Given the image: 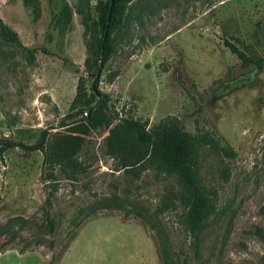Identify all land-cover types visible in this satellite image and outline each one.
<instances>
[{"label":"rangeland","instance_id":"1","mask_svg":"<svg viewBox=\"0 0 264 264\" xmlns=\"http://www.w3.org/2000/svg\"><path fill=\"white\" fill-rule=\"evenodd\" d=\"M95 2L0 0V18L21 41L0 37V139L31 145L43 132L55 151L64 134H80L70 122L80 115H68L95 105L85 106L78 92L81 81L88 92L92 71L87 17L96 16ZM131 6L99 88L118 116L151 125L173 114L188 131H207L235 151L204 147L199 156L222 212L206 221L196 256L177 178L152 167L116 169L100 127L84 134L78 156L85 168L73 178L58 165L49 168L40 149L1 148L0 264H162L145 218L158 223L178 264H264V63L242 66L226 44L264 57V0H133ZM112 71L118 75L109 82ZM89 205L95 213L66 245L64 223ZM46 210L52 233L34 223ZM16 215L26 225L8 223Z\"/></svg>","mask_w":264,"mask_h":264},{"label":"trees","instance_id":"2","mask_svg":"<svg viewBox=\"0 0 264 264\" xmlns=\"http://www.w3.org/2000/svg\"><path fill=\"white\" fill-rule=\"evenodd\" d=\"M133 0H96V16L92 17L91 29L94 38V56L91 61L92 71L88 79L87 89L83 81L80 82L78 92L83 96V104L89 106L95 101L93 108L89 110L79 109L68 116L73 118L79 114L73 131L80 134L66 133L61 138L58 148L53 151L51 146L44 142L45 133L39 140L30 144L15 141L10 138L0 139L1 148L20 145L25 149H40L43 152V162L49 168L58 165L69 178L84 170L83 162L79 159V151L84 145V134L90 132L91 128L100 127L103 132L105 151L115 163L116 169H144L156 168L158 171L174 175L180 183V200L183 204V223L187 227L193 239L190 243L193 253L197 256L201 244V232L209 217L220 211L216 201V191L207 185L201 175L199 156L204 147L213 148L215 151L227 155H234L235 151L220 141L211 133L188 131L179 117L173 114L166 115L158 122L149 125L148 119L140 120L133 117L118 116L117 111L110 109L108 105L109 94L99 88V78L105 62L115 52L118 32L131 18V2ZM0 37L6 41L21 45L17 31L10 27L0 18ZM231 51L237 54L242 66L254 64L261 67L264 57H254L245 50L240 49L234 43L226 41ZM32 50L31 48H27ZM118 75V71H112L109 82ZM88 109V108H87ZM52 176L49 171L48 177ZM47 205H51L49 197L46 198ZM93 205L80 207L77 214L66 220L64 226L67 228V240L65 244L73 239L77 227L91 214L95 213ZM142 215L141 211H137ZM19 221L21 227L26 225L28 219L16 215L8 220ZM155 229L156 243L162 264H178L171 255L167 246L165 236L157 222L145 218ZM33 222V221H32ZM6 223V224H8ZM42 232L52 233L54 231V219L49 210H46L40 221H34ZM16 231L12 232V238ZM42 236V235H39ZM41 238V237H40ZM40 242V240H37ZM53 244V241L50 240ZM51 259L49 264H53Z\"/></svg>","mask_w":264,"mask_h":264}]
</instances>
